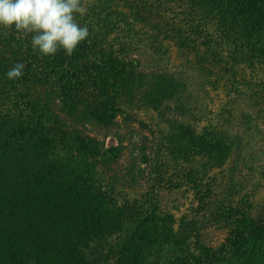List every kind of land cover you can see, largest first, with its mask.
Segmentation results:
<instances>
[{
  "label": "trees",
  "instance_id": "trees-1",
  "mask_svg": "<svg viewBox=\"0 0 264 264\" xmlns=\"http://www.w3.org/2000/svg\"><path fill=\"white\" fill-rule=\"evenodd\" d=\"M82 3L87 14L76 20L89 36L71 56L63 49L40 55L31 48L32 34L0 26V264H101L88 252L90 244L120 232L116 264H258L264 216L239 222L224 243L205 248L196 243L197 217L184 216L174 226L158 215L157 191L168 181L160 162L167 150L184 162L198 158L203 167L258 147L264 0ZM17 63L25 65L23 75L10 80L6 73ZM211 91L224 93L225 101L207 125H183L175 136L161 130L153 151L135 146L132 180L143 177L141 165L149 163L152 176L147 191L134 198L114 184L106 190L95 177L97 161L119 154L118 146L104 148L53 109L59 102L68 119L112 124L131 118L125 107L139 102L170 124L178 121L167 116L175 111L206 113ZM204 177V169L191 164L178 177L203 204ZM147 248H159L152 262Z\"/></svg>",
  "mask_w": 264,
  "mask_h": 264
},
{
  "label": "rangeland",
  "instance_id": "rangeland-1",
  "mask_svg": "<svg viewBox=\"0 0 264 264\" xmlns=\"http://www.w3.org/2000/svg\"><path fill=\"white\" fill-rule=\"evenodd\" d=\"M148 60L145 62V67L152 68ZM210 94L205 103L208 107L206 113L201 111L198 115L191 109L188 114L180 116V113L175 111L167 116L170 119L176 117L178 121L174 118L170 124H166V120H162L156 112L139 102L126 105L125 109L132 115L131 118L120 116L112 124H103L86 117L68 119L67 115L62 113L59 102L53 104V109L61 118L68 120L71 127L103 143L104 148L118 146L119 154L97 161L98 170L95 177L106 186V190L114 184L115 191L124 189L128 197L134 198L147 191L152 176L149 173L152 164L141 165L145 173L143 177L133 178L135 180L133 182L130 175L131 165L139 159L135 146L143 144L147 151H153L161 138V130L175 136L183 125L194 127L207 125L209 119L213 117L211 112L218 110L225 101L224 93L217 94L211 91ZM252 114L256 113L252 111ZM259 120L262 121L264 133V118ZM225 126L229 128L227 124ZM241 132L242 128L238 129L237 133ZM255 142H259L256 149L233 153L225 164H207L203 167L200 166L202 160L198 158L184 162L176 159L175 155L170 153L171 150L165 151L160 157V162L163 164L162 170L167 171L165 176L168 181L158 186V215L174 226L184 216L197 217L200 227L196 243L205 248H216L224 243L233 228L239 229V222L248 225L253 216H264V135H258L253 145ZM190 164L196 168H203L207 176L202 183L204 204L199 203L198 193L188 183L181 182L178 178ZM172 178H175V181H172ZM235 218L238 223H235ZM123 235L125 233L120 232L106 241H93L88 252L100 258L101 264H116L117 254L121 252L118 248V238ZM147 250L150 253L148 261L152 262L156 258L157 250L150 248ZM128 258H124V262H131ZM263 262L264 259L261 258L258 264Z\"/></svg>",
  "mask_w": 264,
  "mask_h": 264
},
{
  "label": "clouds",
  "instance_id": "clouds-1",
  "mask_svg": "<svg viewBox=\"0 0 264 264\" xmlns=\"http://www.w3.org/2000/svg\"><path fill=\"white\" fill-rule=\"evenodd\" d=\"M76 14H87L82 0H0V26L32 34L31 48L44 56H53L60 49L71 56L87 40L89 30L77 22ZM24 67L23 63L14 64L7 78H20Z\"/></svg>",
  "mask_w": 264,
  "mask_h": 264
}]
</instances>
